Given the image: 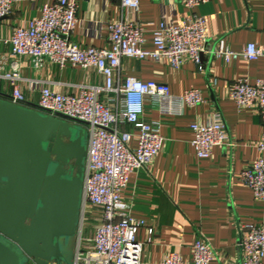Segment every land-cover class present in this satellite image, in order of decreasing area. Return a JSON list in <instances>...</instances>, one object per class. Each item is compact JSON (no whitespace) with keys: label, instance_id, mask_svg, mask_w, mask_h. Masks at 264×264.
I'll use <instances>...</instances> for the list:
<instances>
[{"label":"crops","instance_id":"crops-1","mask_svg":"<svg viewBox=\"0 0 264 264\" xmlns=\"http://www.w3.org/2000/svg\"><path fill=\"white\" fill-rule=\"evenodd\" d=\"M51 0H15L11 14L0 21V63L9 69L12 61L8 41L18 27H28L40 18L45 4ZM77 24L69 40L79 47L110 49L108 22L132 18L121 7L120 0H76ZM137 22L144 29L142 49L153 50V33L162 22L176 26L194 13L205 21L207 44L202 54L204 71L186 61L173 69L168 61L154 63L122 59L118 80L135 78L166 85L172 96L189 90H199L203 103L183 107L177 114H163L149 101L144 104L143 120L161 123L164 138L162 151L147 169L132 173L121 200L127 204L130 217L142 220L153 229L150 243L142 252L141 264H160L169 253H177L192 264L191 247L199 238L212 246L217 260L210 264L239 262L240 235L246 225L264 224V202L241 182L242 171L256 161L264 127L255 108H238L228 98L230 86L239 79L253 82L264 77V57L255 61L237 59L226 64L211 56L219 41L233 52H242L254 44L264 52V0H211L193 10L185 9L180 0H140ZM23 79L39 81L63 94H76L80 86H104V77L95 69H81L67 64L63 68L44 63L34 69L28 58L17 59ZM2 65V64H1ZM1 73V71H0ZM20 84L24 102L37 105L38 91L29 83ZM10 84L0 79V96L10 98ZM220 119L230 143L229 147H214L209 159L197 158L191 145L190 126ZM122 130L137 135L135 129ZM137 145L136 137L130 147ZM264 158V153L262 154ZM94 216H99L98 212ZM92 234L85 228L86 237ZM146 229H140L137 240L147 241ZM264 264V260L262 261Z\"/></svg>","mask_w":264,"mask_h":264},{"label":"built area","instance_id":"built-area-1","mask_svg":"<svg viewBox=\"0 0 264 264\" xmlns=\"http://www.w3.org/2000/svg\"><path fill=\"white\" fill-rule=\"evenodd\" d=\"M211 0H180L185 9L193 10ZM121 7L132 18L108 22L110 49L92 46L79 47L69 37L77 24L76 0H51L44 5L40 18L28 27H18L8 41L11 46L9 69L0 63V79L11 88L10 102H24L20 84L26 82L20 74L17 59L28 58L34 69L44 63L63 68L69 64L81 69H95L105 79L104 86H80L76 94H63L39 81H27L30 90L38 91L37 106L50 115L60 114L85 123L87 153L80 211V227L72 264H141L144 246L150 243L153 229L142 220L130 217V207L121 200L129 176L147 169L163 148L161 123L143 120L144 104L150 102L167 115L177 114L183 107H197L203 103L199 90H189L172 96L166 85L135 78L118 80L121 60L168 61L179 69L186 61L204 71L202 54L207 37L204 18L191 13L176 26L161 23L153 33V50L145 51L144 29L137 22L140 0H120ZM15 0H0V21L11 14ZM232 64L242 58L255 61L264 57L262 49L248 44L242 52H233L219 41L211 53ZM2 64V65H1ZM228 98L238 108H255L264 127V77L253 82L235 81L229 88ZM130 126L137 135L122 130ZM191 145L197 158L209 159L214 147H229L228 136L220 119L190 126ZM136 137V147L130 142ZM259 158L241 173V182L253 192L257 201L264 202V133L257 144ZM98 212L99 216H94ZM90 227L92 234L84 235ZM140 229H146L147 241L137 240ZM241 259L223 264H262L264 260V224L246 225L238 243ZM192 264H210L217 260L210 243L199 238L191 247ZM160 264H190L179 254L169 253Z\"/></svg>","mask_w":264,"mask_h":264},{"label":"water","instance_id":"water-1","mask_svg":"<svg viewBox=\"0 0 264 264\" xmlns=\"http://www.w3.org/2000/svg\"><path fill=\"white\" fill-rule=\"evenodd\" d=\"M84 127L0 96V264H71L85 175Z\"/></svg>","mask_w":264,"mask_h":264},{"label":"rangeland","instance_id":"rangeland-1","mask_svg":"<svg viewBox=\"0 0 264 264\" xmlns=\"http://www.w3.org/2000/svg\"><path fill=\"white\" fill-rule=\"evenodd\" d=\"M75 244H76V240H75V243H74V246H73V250H72V253L69 255V262L72 264V260H73V256H74V250H75Z\"/></svg>","mask_w":264,"mask_h":264},{"label":"flooded vegetation","instance_id":"flooded-vegetation-1","mask_svg":"<svg viewBox=\"0 0 264 264\" xmlns=\"http://www.w3.org/2000/svg\"><path fill=\"white\" fill-rule=\"evenodd\" d=\"M27 223H28V221H27ZM29 264H32V263H29Z\"/></svg>","mask_w":264,"mask_h":264}]
</instances>
